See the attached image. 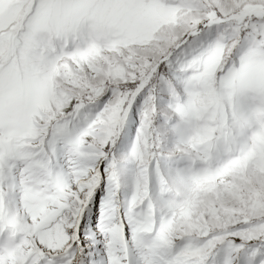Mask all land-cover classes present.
I'll return each instance as SVG.
<instances>
[{
  "label": "snow or ice",
  "instance_id": "1",
  "mask_svg": "<svg viewBox=\"0 0 264 264\" xmlns=\"http://www.w3.org/2000/svg\"><path fill=\"white\" fill-rule=\"evenodd\" d=\"M0 264H264V0H0Z\"/></svg>",
  "mask_w": 264,
  "mask_h": 264
}]
</instances>
